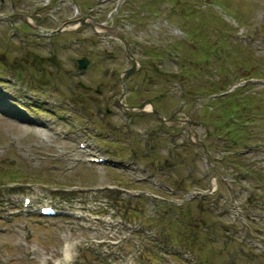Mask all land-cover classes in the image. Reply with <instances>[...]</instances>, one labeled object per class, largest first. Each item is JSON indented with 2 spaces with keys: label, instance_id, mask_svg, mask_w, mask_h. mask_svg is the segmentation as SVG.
<instances>
[{
  "label": "rangeland",
  "instance_id": "rangeland-1",
  "mask_svg": "<svg viewBox=\"0 0 264 264\" xmlns=\"http://www.w3.org/2000/svg\"><path fill=\"white\" fill-rule=\"evenodd\" d=\"M2 4L0 264H264V0Z\"/></svg>",
  "mask_w": 264,
  "mask_h": 264
},
{
  "label": "flooded vegetation",
  "instance_id": "flooded-vegetation-1",
  "mask_svg": "<svg viewBox=\"0 0 264 264\" xmlns=\"http://www.w3.org/2000/svg\"><path fill=\"white\" fill-rule=\"evenodd\" d=\"M3 0L0 2V6H2L3 4ZM8 9L10 10V8L8 7ZM16 14H20V13H16ZM10 15V13H8V14H0V16L3 18V20L4 21H9L8 19V16ZM1 18V19H2ZM141 102V101H140ZM139 102V103H140ZM136 104H138V103H134V105H136ZM185 107V105H182V108L180 109V108H177L175 111H172L171 113H169V114H165V116H164V122H161V120H160V124H162L163 123V125H164V127H166V132L167 133H172L171 131L173 130V129H175V127H178V128H181V127H183L186 123H185V121L187 122V123H189V122H192L193 123V125H195L197 122H198V120L197 119H194V120H189V119H187L188 117H189V114L188 113H185L182 109ZM131 112H139V111H134V110H130ZM165 112V111H164ZM166 113V112H165ZM155 116H156V118L159 120V115L156 113L155 114ZM186 128H187V126H186ZM192 130V129H191ZM188 132H190V130H188ZM173 133H177L176 131L175 132H173Z\"/></svg>",
  "mask_w": 264,
  "mask_h": 264
},
{
  "label": "water",
  "instance_id": "water-1",
  "mask_svg": "<svg viewBox=\"0 0 264 264\" xmlns=\"http://www.w3.org/2000/svg\"><path fill=\"white\" fill-rule=\"evenodd\" d=\"M77 22H80V23H85V18L81 17L79 19H76V20H69V21H66L65 23H63V26L67 25V24H75ZM92 25V24H91ZM93 27V25H92ZM61 28H58L56 29L55 31L58 32L60 31ZM121 38V36H119ZM122 41L125 43V47H126V51H127V54L131 56L130 52H129V47H128V43L127 41L124 39V38H121ZM78 66L80 68H84L86 67L87 63H88V59L84 56L80 57L78 60ZM135 65H136V61L135 59L132 57V65L126 69H124L121 73H120V81H121V84H122V87L124 86V80L126 78V76L130 73V72H133L135 70ZM123 92L121 93V97L123 96ZM147 103H150V100L149 99H146L145 101L141 102L139 105H136V106H128L130 109H140V110H144V106L145 104ZM152 110L153 111H156L155 107L152 106ZM203 151L205 152V154L207 155V151L203 148V145H201ZM208 157V155H207Z\"/></svg>",
  "mask_w": 264,
  "mask_h": 264
},
{
  "label": "bare ground",
  "instance_id": "bare-ground-1",
  "mask_svg": "<svg viewBox=\"0 0 264 264\" xmlns=\"http://www.w3.org/2000/svg\"><path fill=\"white\" fill-rule=\"evenodd\" d=\"M99 27V26H98ZM98 27H96L97 29H98ZM98 30H100V29H98ZM13 120H11V121H14L15 120V118H12ZM91 158V157H90ZM90 158H87V159H90Z\"/></svg>",
  "mask_w": 264,
  "mask_h": 264
}]
</instances>
